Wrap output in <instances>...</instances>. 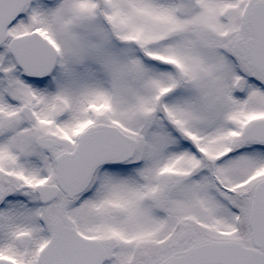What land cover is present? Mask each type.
<instances>
[{
	"label": "snow or ice",
	"instance_id": "1",
	"mask_svg": "<svg viewBox=\"0 0 264 264\" xmlns=\"http://www.w3.org/2000/svg\"><path fill=\"white\" fill-rule=\"evenodd\" d=\"M0 264H264V0H0Z\"/></svg>",
	"mask_w": 264,
	"mask_h": 264
}]
</instances>
